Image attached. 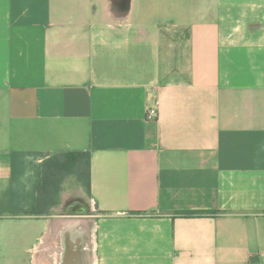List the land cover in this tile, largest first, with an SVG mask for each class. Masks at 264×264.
Segmentation results:
<instances>
[{"label": "crops", "instance_id": "1", "mask_svg": "<svg viewBox=\"0 0 264 264\" xmlns=\"http://www.w3.org/2000/svg\"><path fill=\"white\" fill-rule=\"evenodd\" d=\"M78 218L63 264H264V0H0V264Z\"/></svg>", "mask_w": 264, "mask_h": 264}, {"label": "trees", "instance_id": "2", "mask_svg": "<svg viewBox=\"0 0 264 264\" xmlns=\"http://www.w3.org/2000/svg\"><path fill=\"white\" fill-rule=\"evenodd\" d=\"M75 173L82 184L89 189V155L85 152H57L43 163V173L38 187V202L27 214H47L44 199L52 203V197L60 189L61 179L68 173ZM178 216H203L204 212H178Z\"/></svg>", "mask_w": 264, "mask_h": 264}, {"label": "bare ground", "instance_id": "3", "mask_svg": "<svg viewBox=\"0 0 264 264\" xmlns=\"http://www.w3.org/2000/svg\"><path fill=\"white\" fill-rule=\"evenodd\" d=\"M85 224L86 223L84 222V220L79 218L61 220L59 224H57L56 236L52 239L53 245L55 247L53 249V255L51 257L54 263H52L51 261L49 264H63V262L68 257H70L72 261H74V257H82L80 241H82V233H86L87 231V225ZM55 238L57 239V241L54 240ZM72 239H76L75 243H77V247L75 244H73ZM72 245H75V248L73 247L71 251H68L67 247H70Z\"/></svg>", "mask_w": 264, "mask_h": 264}, {"label": "built area", "instance_id": "4", "mask_svg": "<svg viewBox=\"0 0 264 264\" xmlns=\"http://www.w3.org/2000/svg\"><path fill=\"white\" fill-rule=\"evenodd\" d=\"M158 116V110L157 107L155 106H151L148 107L145 111V119L146 120H154L156 119Z\"/></svg>", "mask_w": 264, "mask_h": 264}, {"label": "rangeland", "instance_id": "5", "mask_svg": "<svg viewBox=\"0 0 264 264\" xmlns=\"http://www.w3.org/2000/svg\"><path fill=\"white\" fill-rule=\"evenodd\" d=\"M50 215L49 216H51V214L52 213H49ZM98 214V212L95 210H93V211H88L86 214H85V216H91V217H93V218H96L95 216ZM53 216V215H52ZM88 246V243L86 242L85 243V247H87ZM47 259V258H46Z\"/></svg>", "mask_w": 264, "mask_h": 264}]
</instances>
